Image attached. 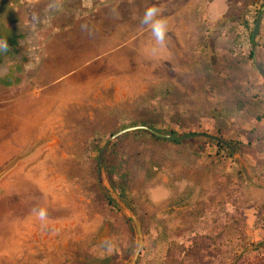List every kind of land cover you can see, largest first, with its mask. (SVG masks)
I'll return each mask as SVG.
<instances>
[{
    "label": "rangeland",
    "instance_id": "1",
    "mask_svg": "<svg viewBox=\"0 0 264 264\" xmlns=\"http://www.w3.org/2000/svg\"><path fill=\"white\" fill-rule=\"evenodd\" d=\"M152 5L168 22L156 53L141 23ZM0 9L29 56L22 82L0 85V264H74L77 254L133 247L121 263L129 264L137 246L125 214L93 198L92 129L152 115L158 128L241 141L254 180L243 183L238 164L205 137L129 138L140 159L131 170L132 211L146 226L139 262L171 264V248L186 245L193 254L183 264H229L264 243V83L251 56L255 49L264 62V15L258 46L246 24L260 4L0 0ZM96 141L102 146L106 136Z\"/></svg>",
    "mask_w": 264,
    "mask_h": 264
},
{
    "label": "trees",
    "instance_id": "2",
    "mask_svg": "<svg viewBox=\"0 0 264 264\" xmlns=\"http://www.w3.org/2000/svg\"><path fill=\"white\" fill-rule=\"evenodd\" d=\"M254 2L255 4H260V10L255 14L252 22L246 21L248 28L247 39L253 46H258V39L261 36L263 26L264 0H254ZM23 36L20 29L8 26L2 20L0 9V67L6 62H10L8 71L0 76V85L3 87H12L23 81V75L26 71L25 65L29 61L28 51L24 49L22 43ZM251 56L255 59L256 68L261 74L264 83V62L257 57L255 49L251 51ZM159 123V119L152 115L146 120H135L129 124H120L110 131L102 130L99 132L97 128L95 130L92 129V134L96 136L94 138V145H97L95 146L97 148V154L92 159L90 171L94 180L91 188L94 190L93 198L96 201L122 211L121 201H123L134 211V207L131 204L134 188L131 170L139 163L140 159L138 153L130 151L127 142L131 137L134 140H138L146 134H149L156 142L171 141L175 143H183L201 136L205 137L210 141L212 149L217 154L231 158L238 164L240 178L243 183L253 182L254 178L250 175L242 154L243 143L241 141L232 140L222 134H212L209 132L188 131L180 133L176 129L166 130L164 128H158ZM136 124L147 125L151 129L164 133L182 135V137L180 139H170L157 135L151 129L145 128L115 135L117 131ZM102 136H106V141L102 146H99L98 144L100 143L96 140ZM125 216L131 234L132 244L136 247L135 225L131 217L126 214ZM140 222L142 231H146V226L141 219ZM243 225L244 220L241 222V227ZM131 250H133V247L120 251L114 250L112 253L101 257L85 252L75 256L74 264H121L127 259ZM169 253L171 264H183L185 257L193 254V248L181 245L174 249L171 248ZM135 264L141 263L138 260ZM229 264H264V243H253L250 248L245 247L242 251L233 255Z\"/></svg>",
    "mask_w": 264,
    "mask_h": 264
},
{
    "label": "clouds",
    "instance_id": "3",
    "mask_svg": "<svg viewBox=\"0 0 264 264\" xmlns=\"http://www.w3.org/2000/svg\"><path fill=\"white\" fill-rule=\"evenodd\" d=\"M141 23L146 25L150 30L153 37V45L151 51L156 53L161 51L166 46V36L168 33V22L163 17L161 9L152 5L145 9L141 18ZM36 219L44 225L48 219L47 209L40 208L36 213Z\"/></svg>",
    "mask_w": 264,
    "mask_h": 264
},
{
    "label": "water",
    "instance_id": "4",
    "mask_svg": "<svg viewBox=\"0 0 264 264\" xmlns=\"http://www.w3.org/2000/svg\"><path fill=\"white\" fill-rule=\"evenodd\" d=\"M139 128L151 129L147 125H140V124L131 125V126L125 127L123 129L117 131L115 133V135H118V134H121V133H124V132H127V131L136 130V129H139ZM151 130L154 133H156L157 135L165 136V137L170 138V139H180L182 137V135H176V134H172V133H164V132H160V131L154 130V129H151ZM121 206L123 208L124 213L127 216L131 217V219L133 220V223L135 225V228H136L137 248H136L134 256L132 257V259H131V261L129 263V264H135L137 262V260H138V257L140 255V252H141V249H142V246H143L142 226H141V223H140L137 215L123 201H121Z\"/></svg>",
    "mask_w": 264,
    "mask_h": 264
}]
</instances>
